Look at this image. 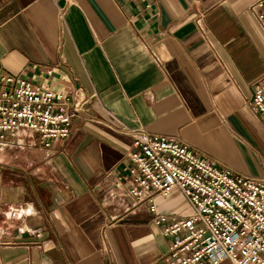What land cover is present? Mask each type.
Here are the masks:
<instances>
[{
	"label": "crops",
	"instance_id": "0c3cea01",
	"mask_svg": "<svg viewBox=\"0 0 264 264\" xmlns=\"http://www.w3.org/2000/svg\"><path fill=\"white\" fill-rule=\"evenodd\" d=\"M255 6L264 14V0H0V67L92 96L68 139L0 143V264H167L148 206L108 176L132 166L131 132L264 180V124L248 105L264 78ZM155 205L193 213L178 190Z\"/></svg>",
	"mask_w": 264,
	"mask_h": 264
},
{
	"label": "built area",
	"instance_id": "2783aa9c",
	"mask_svg": "<svg viewBox=\"0 0 264 264\" xmlns=\"http://www.w3.org/2000/svg\"><path fill=\"white\" fill-rule=\"evenodd\" d=\"M256 10L264 29V14ZM253 89L248 105L264 124V78ZM91 98L77 89L37 86L0 67V143L9 134L28 131L50 148L71 136L74 120ZM131 133L132 166L120 178L113 172L108 176L127 187L137 206H148L154 224L171 241L167 264H264V180L236 175L175 138ZM174 190L192 207L190 217L158 211L155 198ZM103 244L109 251L108 242Z\"/></svg>",
	"mask_w": 264,
	"mask_h": 264
}]
</instances>
